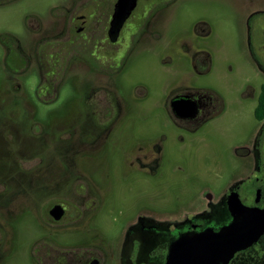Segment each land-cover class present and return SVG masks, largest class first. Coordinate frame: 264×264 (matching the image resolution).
Here are the masks:
<instances>
[{
	"label": "flooded vegetation",
	"instance_id": "flooded-vegetation-1",
	"mask_svg": "<svg viewBox=\"0 0 264 264\" xmlns=\"http://www.w3.org/2000/svg\"><path fill=\"white\" fill-rule=\"evenodd\" d=\"M32 3L20 34L0 31V264L10 249L9 264H165L178 239L231 223V197L264 210V0H229L258 84L225 82L228 95L206 82L215 22H181L184 0ZM248 111L223 142L241 173L215 218L196 214L188 181L217 153L219 122ZM229 264H264V235Z\"/></svg>",
	"mask_w": 264,
	"mask_h": 264
},
{
	"label": "rangeland",
	"instance_id": "rangeland-1",
	"mask_svg": "<svg viewBox=\"0 0 264 264\" xmlns=\"http://www.w3.org/2000/svg\"><path fill=\"white\" fill-rule=\"evenodd\" d=\"M33 1V0H32ZM31 0H22L16 3L7 5H0V31L1 29L10 28L14 33L20 34L22 28V17L26 11H33L34 6ZM41 7L37 8L39 12H46L51 5L57 0H39ZM186 3L183 10L187 12L186 15L180 17V21L184 24L191 25L196 21L201 14L207 21L213 19L215 22V36L217 40L213 42L216 50L213 54V70L211 75L206 79L213 87L228 95V90L223 83L228 82L234 89H237L242 84L244 78L250 77L251 80L258 84L256 77V68L248 62L246 57V32L242 28L240 18L236 16L235 8L233 7L234 19H231L227 13L229 12V0H184ZM232 23L233 30L228 29V24ZM227 31V32H226ZM0 50V58H1ZM228 61L226 62V60ZM226 62V63H225ZM228 62L234 64L232 72L227 74ZM224 68H221V67ZM1 72V70H0ZM1 79V75H0ZM233 127L230 118L222 119L219 123L227 125L228 131L224 135H217L215 138L217 153L212 152L208 160L201 159L200 166L196 179L189 180L195 183V190L200 195V201L196 207V214L215 218L221 209L223 197L228 190L229 185L234 181L235 176L241 173V163L235 158H230L226 155V148L223 142L227 140H240L242 138V131H240L241 123L251 121L250 111L246 119L240 116H233ZM225 145H228L227 143ZM213 196V206L207 202L208 195ZM188 209L179 213V217H187ZM217 213V215L215 214ZM176 214L168 215L167 219H175ZM29 228V235H32L34 229ZM20 226L17 221L10 223V239H17L20 235ZM107 245V243H106ZM12 257V249L9 255L1 264H9ZM13 264V263H12ZM16 264V263H15ZM107 264H122L121 259H112L109 256Z\"/></svg>",
	"mask_w": 264,
	"mask_h": 264
},
{
	"label": "water",
	"instance_id": "water-1",
	"mask_svg": "<svg viewBox=\"0 0 264 264\" xmlns=\"http://www.w3.org/2000/svg\"><path fill=\"white\" fill-rule=\"evenodd\" d=\"M229 207L233 218L229 225L178 239L165 264H229L237 253L257 243L264 235V210L244 211L233 197Z\"/></svg>",
	"mask_w": 264,
	"mask_h": 264
}]
</instances>
